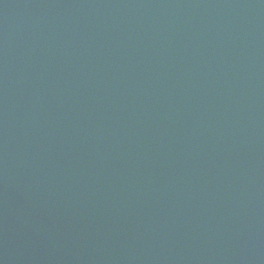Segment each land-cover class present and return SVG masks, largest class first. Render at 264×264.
I'll list each match as a JSON object with an SVG mask.
<instances>
[{
  "label": "water",
  "instance_id": "1",
  "mask_svg": "<svg viewBox=\"0 0 264 264\" xmlns=\"http://www.w3.org/2000/svg\"><path fill=\"white\" fill-rule=\"evenodd\" d=\"M0 264H264V0H0Z\"/></svg>",
  "mask_w": 264,
  "mask_h": 264
}]
</instances>
